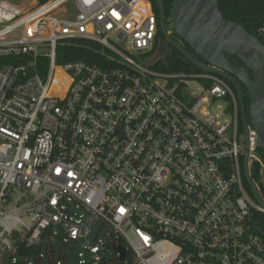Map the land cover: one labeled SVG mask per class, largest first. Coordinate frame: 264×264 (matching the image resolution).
<instances>
[{"label": "built area", "instance_id": "1", "mask_svg": "<svg viewBox=\"0 0 264 264\" xmlns=\"http://www.w3.org/2000/svg\"><path fill=\"white\" fill-rule=\"evenodd\" d=\"M157 31L151 0H0V264L56 233L89 264H264L258 134L221 75L153 67ZM75 39L95 62H57Z\"/></svg>", "mask_w": 264, "mask_h": 264}, {"label": "water", "instance_id": "2", "mask_svg": "<svg viewBox=\"0 0 264 264\" xmlns=\"http://www.w3.org/2000/svg\"><path fill=\"white\" fill-rule=\"evenodd\" d=\"M154 1L156 3L154 9L159 12V27L163 35L159 49L163 50L165 46L170 45L180 51L198 69L217 73L230 81L235 87L239 101L245 142L247 143V127L250 123L258 134V146L264 149V45L262 42L247 32L242 25L223 17L218 9L217 0H173L169 27L165 23L162 1ZM173 33L200 54L203 61L185 50L183 43L176 39ZM227 54L239 56L245 66L233 65L228 61ZM239 83L243 84L248 92L249 119L245 113ZM243 173L253 198L264 209V200L249 172L247 153L243 159ZM259 226L261 228V225ZM114 250L119 254V261H123L125 247L119 244Z\"/></svg>", "mask_w": 264, "mask_h": 264}, {"label": "trees", "instance_id": "3", "mask_svg": "<svg viewBox=\"0 0 264 264\" xmlns=\"http://www.w3.org/2000/svg\"><path fill=\"white\" fill-rule=\"evenodd\" d=\"M39 2H43L44 0H38ZM163 3V11L165 15V23L167 27H169V18L172 9L173 0H161ZM218 1V9L220 13L226 19L236 22L243 26V28L249 32L251 35L256 36L261 42V38L257 34V29L264 24V0H217ZM153 7H156V3L154 0H151ZM156 17L158 20V31L156 36L155 47L150 53V55H157L160 57L157 63L153 66L156 69L168 71V72H180V71H198V68L195 67L190 61H188L183 54L175 49L174 47L168 45L163 52L159 51V45L163 40V35L160 31L159 27V12L156 11ZM170 29V28H169ZM173 36L180 40L183 43L185 50L191 53L194 57L203 61L200 54L194 51L190 45L179 38L178 35L173 33ZM263 43V42H262ZM99 49V46L88 40L84 39H75L70 42L64 43V45L60 44L57 47L56 53V60L58 63H62L66 60L71 59H84L88 60L89 62H95L93 56H90L89 49ZM227 59L230 63L236 66L244 67V63L241 58L237 55H228ZM233 87V86H232ZM234 89V87H233ZM235 91V89H234ZM242 91V100L245 108V113L248 117V110H249V97L246 89L241 86ZM236 93V91H235ZM239 102V101H238ZM240 112V106H239ZM239 133H242V125L241 121L239 120L238 124ZM257 154L260 158V162L253 161L251 167L249 169L250 175L252 180L257 185L261 196L264 200V182H263V175H264V149L257 147ZM262 164V165H261ZM242 177H243V184L248 192V194L252 197L250 192V188L244 178L243 167H241ZM252 218L255 220L259 225H261V229L258 230L260 236L264 239V213L260 211H255L252 213ZM33 251L37 252L38 248L34 249Z\"/></svg>", "mask_w": 264, "mask_h": 264}, {"label": "rangeland", "instance_id": "4", "mask_svg": "<svg viewBox=\"0 0 264 264\" xmlns=\"http://www.w3.org/2000/svg\"><path fill=\"white\" fill-rule=\"evenodd\" d=\"M153 57L158 58L157 53H155ZM240 140H244L243 135H240ZM100 225V221L95 223L90 238L95 236ZM106 231L107 227L103 228V231L99 234V241L102 240L103 234L106 233ZM48 241L51 245V254H49L46 247H44L40 259L29 258L27 260L28 264H89L93 259V254L83 249L79 243L64 239L59 233L55 235L51 234V236L48 237ZM62 256H65V258H62Z\"/></svg>", "mask_w": 264, "mask_h": 264}, {"label": "flooded vegetation", "instance_id": "5", "mask_svg": "<svg viewBox=\"0 0 264 264\" xmlns=\"http://www.w3.org/2000/svg\"><path fill=\"white\" fill-rule=\"evenodd\" d=\"M161 42H162V41H161ZM167 46H168V45H167ZM167 46H165L164 49H165ZM164 49H163V50H164ZM163 50H160V49H159L158 52H163ZM235 66H236V65H235ZM238 67H240V66H238ZM230 83H231V82H230ZM231 85L234 87V85H233L232 83H231ZM239 86H240V88H241V86H243V87L245 88V86H244L243 84H241V83H239ZM234 89H235V87H234ZM245 89H246V88H245ZM246 91H247V89H246ZM247 93H248V92H247Z\"/></svg>", "mask_w": 264, "mask_h": 264}]
</instances>
